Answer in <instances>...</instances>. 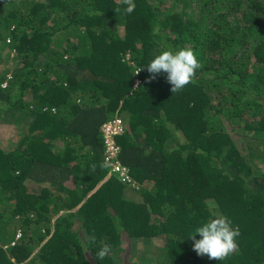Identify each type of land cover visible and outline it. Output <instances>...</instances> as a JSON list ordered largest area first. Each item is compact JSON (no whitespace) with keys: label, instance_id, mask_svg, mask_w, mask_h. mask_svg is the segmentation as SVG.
Returning <instances> with one entry per match:
<instances>
[{"label":"trees","instance_id":"16d2710c","mask_svg":"<svg viewBox=\"0 0 264 264\" xmlns=\"http://www.w3.org/2000/svg\"><path fill=\"white\" fill-rule=\"evenodd\" d=\"M134 3L0 0V133L19 134L0 147V264H140L138 243L164 264H264V0ZM183 47L202 65L192 83L149 80ZM115 117L134 185L101 167ZM213 213L240 231L224 261L189 238Z\"/></svg>","mask_w":264,"mask_h":264},{"label":"clouds","instance_id":"9594fccd","mask_svg":"<svg viewBox=\"0 0 264 264\" xmlns=\"http://www.w3.org/2000/svg\"><path fill=\"white\" fill-rule=\"evenodd\" d=\"M118 3L125 5L126 7H124L123 9L118 7L115 10L116 12L122 11L125 14H131L136 8L134 0H118ZM6 43H10V41L7 39ZM8 49L5 50V54H9L10 51H7ZM9 55H12L10 56V59L13 60L14 51H11ZM200 68H202V65L197 59L194 50L190 47H183L175 51L171 49L163 50L159 54L155 55L154 58H152L146 66V69L150 74L149 80L156 79L157 75L161 72L167 74L166 80L172 86L170 89L172 93H178L182 91L185 86L192 83L196 75V71ZM141 70L142 69H138L136 74H138ZM114 119H120L123 123V133L114 137V142L118 147V152L115 155L114 161H117L122 167H125L128 170L129 176L132 180V184L134 185L136 182L131 176L130 170L119 161V154L121 149L116 141L118 137L124 134L125 124L121 117H115L109 121H112ZM107 122H104L102 125ZM101 127L99 129L103 146V162L101 163V167H107L109 175L120 182L117 178V175L111 171V166L109 165L110 162L108 160H104L105 145L103 135L101 133ZM95 169L96 165L93 164L91 166V170L95 171ZM197 234L200 236V239H196ZM239 235V228H233L231 221L226 216L213 213L210 219H208L206 222H203L201 226L195 227L194 232L190 234L189 238L193 240L192 250L195 251L198 256H207L209 260L224 261L238 249L236 238ZM19 236V233H17L16 240L19 239ZM87 239L89 242L95 243L96 236L95 234H93ZM13 244L14 243H12L11 245ZM111 250V245H102L99 251L96 253V256L99 260L102 261L106 256L109 255Z\"/></svg>","mask_w":264,"mask_h":264},{"label":"built area","instance_id":"2783aa9c","mask_svg":"<svg viewBox=\"0 0 264 264\" xmlns=\"http://www.w3.org/2000/svg\"><path fill=\"white\" fill-rule=\"evenodd\" d=\"M101 133L105 145V158L110 162L111 171L117 175L120 182L124 184H132L128 170L122 167L117 161H114L115 155L118 152V147L114 142V137L123 133V123L120 119H114L102 125Z\"/></svg>","mask_w":264,"mask_h":264},{"label":"rangeland","instance_id":"374dc122","mask_svg":"<svg viewBox=\"0 0 264 264\" xmlns=\"http://www.w3.org/2000/svg\"><path fill=\"white\" fill-rule=\"evenodd\" d=\"M195 3H196V1H195ZM194 6L192 8H194ZM122 29H123L122 27H119V32H118L119 35H123V30ZM5 53L6 52H4V51L2 52L3 56L5 55ZM10 56H12V55H10ZM127 57L128 56H126V58ZM10 62H12V66H14V67L16 66L15 60H12ZM17 134L18 133H16L14 130H11L10 132H7V133H0V147L1 146H5L4 148L11 147L12 144L17 141V137H19V134L18 135ZM160 243H161L160 240H156L154 242L155 245L156 244L159 245ZM144 245H145L144 243H138L137 244L138 250H136L137 251L136 258L138 257L137 258L138 259L137 261H139L140 264H141V255H139L138 252H141V251H143V253H146V254H144L145 255L144 259L147 262H149V264H164L165 263V261H166L165 257L163 258L161 256L154 255L155 256V259H151V257L153 256V252L150 250V246L148 244L145 247H144ZM129 253H130V251L127 250L126 253L123 254V257L125 259L124 262H126V263H128V260L127 259L129 258ZM159 257H161V258H159ZM131 258H133V259L136 260L135 257H131ZM135 264H138V263H135Z\"/></svg>","mask_w":264,"mask_h":264}]
</instances>
